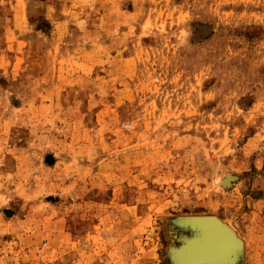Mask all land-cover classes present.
<instances>
[{
    "label": "rangeland",
    "instance_id": "1",
    "mask_svg": "<svg viewBox=\"0 0 264 264\" xmlns=\"http://www.w3.org/2000/svg\"><path fill=\"white\" fill-rule=\"evenodd\" d=\"M212 218L198 264H264V0H0V264H189Z\"/></svg>",
    "mask_w": 264,
    "mask_h": 264
},
{
    "label": "water",
    "instance_id": "2",
    "mask_svg": "<svg viewBox=\"0 0 264 264\" xmlns=\"http://www.w3.org/2000/svg\"><path fill=\"white\" fill-rule=\"evenodd\" d=\"M211 223L214 228L211 233L193 241L190 245L183 248L181 257L184 261H187L189 264H198L203 260L214 259L220 256L225 251L227 246L234 241L235 235L231 231L233 236H231L229 240L217 242L218 239L216 233L218 228L214 225L212 219Z\"/></svg>",
    "mask_w": 264,
    "mask_h": 264
},
{
    "label": "bare ground",
    "instance_id": "3",
    "mask_svg": "<svg viewBox=\"0 0 264 264\" xmlns=\"http://www.w3.org/2000/svg\"><path fill=\"white\" fill-rule=\"evenodd\" d=\"M231 179H232V176H226L224 179H223V181H224V183L226 184V185H229L230 184V181H231ZM218 218V217H217ZM220 220H218V219H216V218H212V222L214 223V225H216L217 226V228H218V231H217V233H216V236H217V242H219V241H227V240H229L230 239V237L231 236H233L232 235V233H231V231L233 232V230H231V228L224 222L223 223V221L221 222H219ZM234 233V232H233ZM236 240V239H235ZM233 243H234V241L229 245V246H231V245H233ZM229 246H227V247H229ZM232 247V246H231ZM229 249V248H228ZM223 255H224V252L220 255V256H218V257H216V258H221V257H223ZM215 259V258H214Z\"/></svg>",
    "mask_w": 264,
    "mask_h": 264
}]
</instances>
